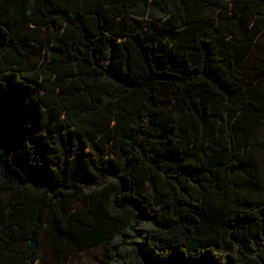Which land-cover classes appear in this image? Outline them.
I'll return each mask as SVG.
<instances>
[{
	"label": "trees",
	"instance_id": "1",
	"mask_svg": "<svg viewBox=\"0 0 264 264\" xmlns=\"http://www.w3.org/2000/svg\"><path fill=\"white\" fill-rule=\"evenodd\" d=\"M263 34L264 0H0V264H264Z\"/></svg>",
	"mask_w": 264,
	"mask_h": 264
},
{
	"label": "rangeland",
	"instance_id": "2",
	"mask_svg": "<svg viewBox=\"0 0 264 264\" xmlns=\"http://www.w3.org/2000/svg\"><path fill=\"white\" fill-rule=\"evenodd\" d=\"M142 11L148 16H151L153 11L148 9L145 5H140L134 11L135 14H141ZM259 48L264 49V34L259 41ZM49 248L47 244L44 243L42 257L48 254ZM101 256V249L99 247L92 248L90 250L73 254L67 264H92L97 257Z\"/></svg>",
	"mask_w": 264,
	"mask_h": 264
}]
</instances>
